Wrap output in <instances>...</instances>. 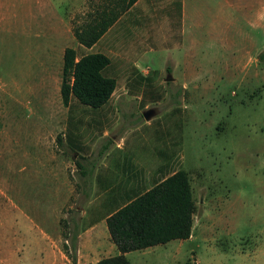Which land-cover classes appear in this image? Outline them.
Segmentation results:
<instances>
[{
	"label": "rangeland",
	"instance_id": "rangeland-1",
	"mask_svg": "<svg viewBox=\"0 0 264 264\" xmlns=\"http://www.w3.org/2000/svg\"><path fill=\"white\" fill-rule=\"evenodd\" d=\"M48 1L46 18L59 10L74 23L103 0ZM31 8L39 20V7ZM133 16L146 18L140 7ZM147 19L154 25L150 14ZM238 25L240 33L252 32L239 22L233 29ZM131 26L130 36L144 30ZM3 27L0 264H69L64 245L73 219L77 264L118 254L101 220L179 169L187 172L195 203L190 237L127 252L129 263L264 264L263 34L254 33L255 46L240 37L222 50L206 46L197 31L199 44L180 62L192 76L171 68L163 75L165 63L151 53L140 63L149 73L139 76L123 67L105 39L92 50L82 47L85 54L114 59L105 72L116 79L114 92L93 108L74 97L63 106L62 60L34 61L38 57L26 52L28 39L13 40ZM117 28L123 32V23ZM147 109L153 112L148 120ZM121 137L123 152L115 147ZM80 169H94L91 184ZM97 169L111 170L104 179ZM118 169H126L123 189Z\"/></svg>",
	"mask_w": 264,
	"mask_h": 264
},
{
	"label": "crops",
	"instance_id": "crops-1",
	"mask_svg": "<svg viewBox=\"0 0 264 264\" xmlns=\"http://www.w3.org/2000/svg\"><path fill=\"white\" fill-rule=\"evenodd\" d=\"M44 1L40 0L35 5L32 4V0H19V5L12 3L3 5L0 3V26L3 27V24H6L8 37L13 40L19 36L28 39L29 45L26 52L32 57L34 55L38 57L34 61L41 59L40 61L46 62L52 56L59 57L63 61V52L66 47L75 49L77 60L85 54L80 51L83 50L82 47L92 50L101 40L105 39L106 42H111L114 49L112 50L111 45L109 47L116 55L115 58L123 59V67L125 65L126 68L139 76L144 75L145 77L150 71L149 66H140L141 61L149 53L158 56V59L165 63L163 69H161L165 72L163 75L170 72V68L172 72L182 71L185 73L186 70L182 68L185 66L181 65L180 62H182V59L188 61L187 57L193 54V47L199 44L197 31L200 32V37L205 41L206 46L211 48L221 47L222 50L224 47L229 48L231 45L236 44L240 37L246 40L248 44L255 46L257 43L255 42L256 35L254 33L264 35V0H136L117 17L93 44L85 46L78 42L73 30L83 28L95 17L98 10L108 5L109 0H103L95 9L87 10L83 14L84 17L74 23H70L64 12L59 10L55 14L56 18H46V13H48L46 7H49V1ZM74 2L75 0H73ZM50 5L52 6L51 2ZM31 7H39L41 14L39 20L33 14ZM135 7H140L146 18L134 17L133 9ZM148 14L154 19V25L146 22L148 21ZM235 15L239 16L235 17ZM119 22L123 23V32H118L117 27L122 24H119ZM237 22L242 23L252 32L240 33L239 25L233 29ZM131 24H138L144 30L139 35L130 36L126 31L132 27ZM66 41H70L71 44L65 46ZM116 47H118L117 50ZM91 53L104 54L103 52ZM107 57L109 58V64L102 72L106 76L114 77L105 73L114 60L109 56ZM29 61L31 60L29 59ZM168 62L173 65H167ZM184 75L192 76L186 73ZM69 104H71V101ZM115 147L123 152V137L120 138ZM100 165L104 166V163ZM110 170L97 169V172H100L101 178L105 179ZM132 170L136 172L141 169ZM125 174L126 169H118V182L122 189ZM104 196H106L105 193L102 194L101 199ZM107 215L101 220L102 222H105Z\"/></svg>",
	"mask_w": 264,
	"mask_h": 264
},
{
	"label": "trees",
	"instance_id": "trees-1",
	"mask_svg": "<svg viewBox=\"0 0 264 264\" xmlns=\"http://www.w3.org/2000/svg\"><path fill=\"white\" fill-rule=\"evenodd\" d=\"M135 1L109 0L89 23L73 30L78 42L85 46L93 44ZM258 59L264 60V55L259 54ZM108 64L109 58L102 53L84 54L76 60L75 49L66 47L59 88L62 105L68 106L73 97L93 108L104 105L116 87V79L102 72ZM76 165L81 166L78 161ZM93 172L94 169H80L81 176L90 184ZM194 211L187 172L176 170L107 215L106 229L119 253L100 258L96 264H130L127 252L188 239ZM77 229L73 219V229L64 245L69 264H77Z\"/></svg>",
	"mask_w": 264,
	"mask_h": 264
},
{
	"label": "water",
	"instance_id": "water-1",
	"mask_svg": "<svg viewBox=\"0 0 264 264\" xmlns=\"http://www.w3.org/2000/svg\"><path fill=\"white\" fill-rule=\"evenodd\" d=\"M153 116V112L151 109H147L143 112L144 119L148 120Z\"/></svg>",
	"mask_w": 264,
	"mask_h": 264
}]
</instances>
